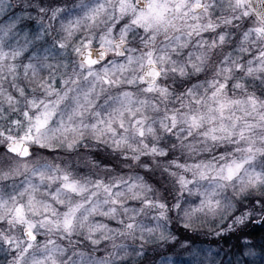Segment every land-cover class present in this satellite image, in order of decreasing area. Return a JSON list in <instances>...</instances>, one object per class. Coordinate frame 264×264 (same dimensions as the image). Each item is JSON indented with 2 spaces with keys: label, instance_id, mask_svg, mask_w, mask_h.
Segmentation results:
<instances>
[{
  "label": "clouds",
  "instance_id": "9594fccd",
  "mask_svg": "<svg viewBox=\"0 0 264 264\" xmlns=\"http://www.w3.org/2000/svg\"><path fill=\"white\" fill-rule=\"evenodd\" d=\"M0 264H264V0H0Z\"/></svg>",
  "mask_w": 264,
  "mask_h": 264
}]
</instances>
